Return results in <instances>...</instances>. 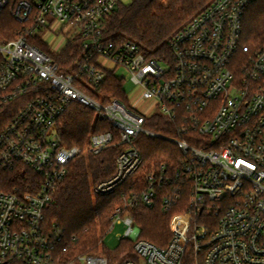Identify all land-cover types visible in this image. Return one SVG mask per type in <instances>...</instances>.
Instances as JSON below:
<instances>
[{
    "label": "built area",
    "instance_id": "obj_1",
    "mask_svg": "<svg viewBox=\"0 0 264 264\" xmlns=\"http://www.w3.org/2000/svg\"><path fill=\"white\" fill-rule=\"evenodd\" d=\"M257 1L214 0L173 36L170 55L156 59L106 33L124 0H0V14L9 10L22 25L14 38L0 37V110L15 104L0 131V170L20 165L38 178L27 190L0 191V264H108L104 255L66 260L64 233L44 225L45 210L72 161L118 143L126 149L116 173L93 188L114 193L143 165L142 134L173 141L179 158L151 165L146 189L123 196L108 232L124 225L120 240L134 242L143 264H186L189 252L196 264H264V45L243 42L244 16ZM52 34L64 38L59 50L44 44ZM74 43L80 54L62 70L57 58ZM111 65L130 74L135 92L126 104L100 91L115 75ZM73 103L108 126L95 125L84 148L63 146L59 133ZM154 114L175 125V139L144 127ZM158 189L164 212L185 204L164 248L142 239L131 215L141 203L152 207Z\"/></svg>",
    "mask_w": 264,
    "mask_h": 264
},
{
    "label": "trees",
    "instance_id": "obj_2",
    "mask_svg": "<svg viewBox=\"0 0 264 264\" xmlns=\"http://www.w3.org/2000/svg\"><path fill=\"white\" fill-rule=\"evenodd\" d=\"M213 1L132 0L129 4L121 2L108 17L105 31L114 39L137 43L149 57H168L169 42L173 36ZM21 28L22 25L9 10L0 14V37L3 39L14 38ZM243 42L253 49L264 45V0H258L247 10L243 20ZM38 46L43 47L39 44ZM79 54L78 44L68 45L57 58L60 69L68 70ZM125 85L114 74H110L100 91L107 99L117 98L126 104L128 99ZM14 114L15 104H9L0 110V131L12 120ZM95 125L98 127L97 131L108 127L96 122L95 114L88 108L76 103L71 104L58 123L62 145L84 148ZM144 127L165 138L175 139L177 136L175 125L160 114L149 117ZM157 140L163 139L140 135L136 145L143 157V165L110 195L96 196L92 187L114 176L116 160L126 149L125 145L116 143L99 155L82 154L71 162L67 175L46 207L44 220L46 227L56 226L64 233L59 248L61 251L68 248V253L64 254L66 260L76 255L97 254V234L99 231L108 232L116 209L123 206V196L146 189L144 177L153 163L177 162L178 150L170 151L162 141ZM37 181V176L24 166L19 165L16 170H0V191L3 192L27 190ZM163 196L164 193L158 189L152 207L141 203L131 211L136 225L141 229V238L161 248L167 247L172 239V217L185 210V204H182L164 212ZM74 237L76 241H72ZM101 251L108 259V264H124L130 260L141 264V259L134 249V242L130 239H121L119 246L113 251L106 248ZM197 262L202 264L200 258ZM186 264H196L191 252L186 257Z\"/></svg>",
    "mask_w": 264,
    "mask_h": 264
},
{
    "label": "rangeland",
    "instance_id": "obj_3",
    "mask_svg": "<svg viewBox=\"0 0 264 264\" xmlns=\"http://www.w3.org/2000/svg\"><path fill=\"white\" fill-rule=\"evenodd\" d=\"M131 1L132 0H124V3L129 4ZM63 39L64 38L58 37L57 34H56V36L54 34H52L45 41L44 44L47 45V47L52 48L54 51L59 50L60 46H62V40ZM110 70H111V72L115 73L116 77L126 80L125 89L129 95H131L135 92V88L130 81V74L125 69H115V66L111 65ZM132 102L136 103L137 101H134V99H132ZM157 141H162L163 145L167 146V148L170 151L176 149L175 143L171 140L163 139V140H157ZM155 145H156V142H155ZM95 185H93V187H92V192H93V188L95 187ZM96 212H97V209H96ZM170 226H171V223H170ZM110 227H111V225H110ZM110 227H109V229H110ZM124 231H125L124 225H120V224H116L114 230H112L111 232L103 233V232L99 231L97 234L99 251L97 252V254H94V255H98V256L103 255L101 250L104 248L111 250V251L115 250L120 244V238L123 235ZM102 240H103V243H102ZM200 261L202 262V259H200ZM140 263L143 264L142 260L140 261Z\"/></svg>",
    "mask_w": 264,
    "mask_h": 264
}]
</instances>
